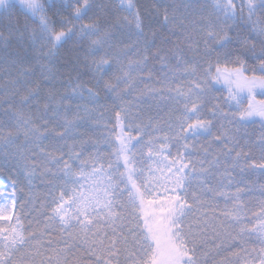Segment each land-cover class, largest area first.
<instances>
[{
  "label": "snow or ice",
  "instance_id": "snow-or-ice-1",
  "mask_svg": "<svg viewBox=\"0 0 264 264\" xmlns=\"http://www.w3.org/2000/svg\"><path fill=\"white\" fill-rule=\"evenodd\" d=\"M256 89L264 0H0V166L47 187L0 264H264Z\"/></svg>",
  "mask_w": 264,
  "mask_h": 264
},
{
  "label": "trees",
  "instance_id": "trees-1",
  "mask_svg": "<svg viewBox=\"0 0 264 264\" xmlns=\"http://www.w3.org/2000/svg\"><path fill=\"white\" fill-rule=\"evenodd\" d=\"M214 95L219 98L221 102L225 100V98L228 96L227 86L223 84H218L215 86ZM241 96L244 99L243 108L248 107V93L243 92L241 93ZM255 101L259 102L261 100H264V94H262L260 89H256L254 92ZM232 104V110L235 111V105L234 102H229ZM225 110H228V105L224 104ZM259 107V104L257 103V108ZM112 124L115 123V117L114 115L111 116ZM112 125L110 124L109 127ZM247 131L249 133H252L254 136L258 135L261 131L262 126H264V116H261L259 114H254L253 116L249 117L246 121ZM117 132H119V129H116ZM132 135L136 134V130L133 129ZM173 156H175V149L171 148L169 149ZM258 156V153H257ZM255 177L252 178L253 181H255ZM13 180H15V187H13ZM0 184L9 187L8 189L12 190V193L14 195V199L17 201L16 208L14 209V216L19 215L21 220V225L23 229L26 231L31 230V228L35 227V220L37 218V213L33 211V205L37 208H39L41 203H45L47 201V187L44 183L41 182L39 178L34 179L33 183L31 185L28 184V182L23 178L22 173H18L15 170L7 169L3 166H0ZM213 184L215 185L216 182L213 181ZM78 187V186H77ZM254 187V185H253ZM79 191V187H78ZM234 191V189H233ZM71 195V192L69 193ZM248 197L246 196L245 202H248ZM217 203H218V209L222 210L225 207V201L223 197L217 196L216 197ZM259 192L253 191L252 197H251V206L249 211V218L251 220V223L249 224V227L258 226L259 220L257 219L256 215H253V213H259L260 212V206H259ZM67 207V206H66ZM11 223H14V221H11ZM7 224H1L0 226H6Z\"/></svg>",
  "mask_w": 264,
  "mask_h": 264
},
{
  "label": "rangeland",
  "instance_id": "rangeland-1",
  "mask_svg": "<svg viewBox=\"0 0 264 264\" xmlns=\"http://www.w3.org/2000/svg\"><path fill=\"white\" fill-rule=\"evenodd\" d=\"M88 187L89 185L85 184V188H88ZM79 192L83 193L84 189L79 188ZM84 194L87 195V193H84ZM10 197L14 198L12 190L0 184V205H8L9 207H11V200L9 199ZM10 222L11 221L0 220V223H3V224H9Z\"/></svg>",
  "mask_w": 264,
  "mask_h": 264
}]
</instances>
